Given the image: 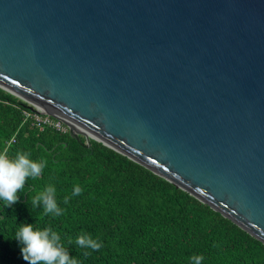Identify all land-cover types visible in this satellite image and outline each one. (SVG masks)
<instances>
[{"label": "water", "instance_id": "water-1", "mask_svg": "<svg viewBox=\"0 0 264 264\" xmlns=\"http://www.w3.org/2000/svg\"><path fill=\"white\" fill-rule=\"evenodd\" d=\"M0 87L264 243V0H0Z\"/></svg>", "mask_w": 264, "mask_h": 264}, {"label": "trees", "instance_id": "trees-1", "mask_svg": "<svg viewBox=\"0 0 264 264\" xmlns=\"http://www.w3.org/2000/svg\"><path fill=\"white\" fill-rule=\"evenodd\" d=\"M34 110L0 87V153L46 162L39 177L26 179L17 202L0 200V264H28L15 239L22 223L58 232L78 264H194V256L201 264H264V243L232 220L99 141L87 146L84 137L82 144L69 132L40 129L25 119ZM49 185L60 216L32 208L31 198ZM76 186L80 195H72ZM81 234L102 247L79 248Z\"/></svg>", "mask_w": 264, "mask_h": 264}, {"label": "clouds", "instance_id": "clouds-1", "mask_svg": "<svg viewBox=\"0 0 264 264\" xmlns=\"http://www.w3.org/2000/svg\"><path fill=\"white\" fill-rule=\"evenodd\" d=\"M46 162L35 161L26 152H18L14 158L0 153V200L6 206L12 205L19 199L18 192L24 188L26 179L39 177ZM82 189L76 186L72 195H80ZM68 197L64 202L68 203ZM32 208L43 206L45 215L60 216L63 209L56 199V189L49 185L44 191L38 193L30 200ZM15 239L21 244V255L28 264H78V260L70 255L65 245L61 242V236L51 227L34 228L32 223H22L16 233ZM71 243V241H69ZM75 244L79 248L99 250L101 242L93 239L90 234H81ZM194 264H201L202 256H194Z\"/></svg>", "mask_w": 264, "mask_h": 264}, {"label": "built area", "instance_id": "built-area-1", "mask_svg": "<svg viewBox=\"0 0 264 264\" xmlns=\"http://www.w3.org/2000/svg\"><path fill=\"white\" fill-rule=\"evenodd\" d=\"M27 118H32L40 129L48 126L62 134L69 132L68 126L63 121L54 118L51 115L41 113L37 109L33 112H26L25 119Z\"/></svg>", "mask_w": 264, "mask_h": 264}]
</instances>
